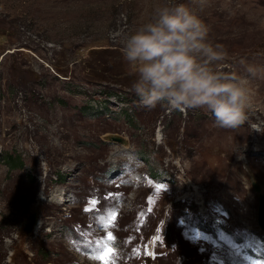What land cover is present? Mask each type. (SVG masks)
Segmentation results:
<instances>
[{
  "label": "rangeland",
  "instance_id": "rangeland-1",
  "mask_svg": "<svg viewBox=\"0 0 264 264\" xmlns=\"http://www.w3.org/2000/svg\"><path fill=\"white\" fill-rule=\"evenodd\" d=\"M164 2L0 0V264H264V75L235 130L141 107L123 38ZM198 11L222 70L264 68V0Z\"/></svg>",
  "mask_w": 264,
  "mask_h": 264
},
{
  "label": "clouds",
  "instance_id": "clouds-1",
  "mask_svg": "<svg viewBox=\"0 0 264 264\" xmlns=\"http://www.w3.org/2000/svg\"><path fill=\"white\" fill-rule=\"evenodd\" d=\"M206 0H168L152 18L123 38V56L135 69L132 91L141 107L158 106L211 113L222 129L235 130L249 120L255 91L251 81L264 68L243 64L240 72L224 71L227 53L210 41L201 18Z\"/></svg>",
  "mask_w": 264,
  "mask_h": 264
},
{
  "label": "water",
  "instance_id": "water-1",
  "mask_svg": "<svg viewBox=\"0 0 264 264\" xmlns=\"http://www.w3.org/2000/svg\"><path fill=\"white\" fill-rule=\"evenodd\" d=\"M252 187H253V191L255 192L258 198L257 222H258L260 230L264 232V188L259 182H256V181L252 183ZM36 221H37L36 215L32 216L29 219V221L26 224V228H25V231L27 233H30L33 231Z\"/></svg>",
  "mask_w": 264,
  "mask_h": 264
},
{
  "label": "snow or ice",
  "instance_id": "snow-or-ice-1",
  "mask_svg": "<svg viewBox=\"0 0 264 264\" xmlns=\"http://www.w3.org/2000/svg\"><path fill=\"white\" fill-rule=\"evenodd\" d=\"M93 203L95 204V201H93ZM113 218H114V214H113ZM109 239H113V237L111 236L110 233H109ZM110 255H115V254L112 252V249L107 248L104 253L97 254L93 258L103 259V260H105V264H109V259H106V257H110ZM112 264H114V262H112Z\"/></svg>",
  "mask_w": 264,
  "mask_h": 264
},
{
  "label": "trees",
  "instance_id": "trees-1",
  "mask_svg": "<svg viewBox=\"0 0 264 264\" xmlns=\"http://www.w3.org/2000/svg\"><path fill=\"white\" fill-rule=\"evenodd\" d=\"M8 163H9L10 166H14L15 163H16V158L13 157V156H9L8 157Z\"/></svg>",
  "mask_w": 264,
  "mask_h": 264
},
{
  "label": "bare ground",
  "instance_id": "bare-ground-1",
  "mask_svg": "<svg viewBox=\"0 0 264 264\" xmlns=\"http://www.w3.org/2000/svg\"><path fill=\"white\" fill-rule=\"evenodd\" d=\"M263 188H264V187H263ZM195 189H196V188H195ZM196 190H198V189H196ZM188 198H189V197H188ZM188 198H187V199H188ZM57 200H58V202H60V201H61V199H60V196L58 197V199H57ZM59 204H60V203H59ZM32 216H35V214H33ZM36 226H37V221H36V224H35L34 228H35Z\"/></svg>",
  "mask_w": 264,
  "mask_h": 264
}]
</instances>
